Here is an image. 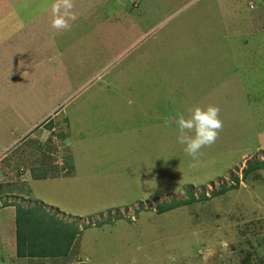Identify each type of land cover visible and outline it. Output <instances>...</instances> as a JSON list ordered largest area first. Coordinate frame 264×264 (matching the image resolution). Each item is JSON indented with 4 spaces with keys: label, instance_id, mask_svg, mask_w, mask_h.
<instances>
[{
    "label": "rangeland",
    "instance_id": "374dc122",
    "mask_svg": "<svg viewBox=\"0 0 264 264\" xmlns=\"http://www.w3.org/2000/svg\"><path fill=\"white\" fill-rule=\"evenodd\" d=\"M51 1L0 18V211L33 254L0 264H264V0H74L69 32ZM209 104L193 161L165 117Z\"/></svg>",
    "mask_w": 264,
    "mask_h": 264
},
{
    "label": "clouds",
    "instance_id": "9594fccd",
    "mask_svg": "<svg viewBox=\"0 0 264 264\" xmlns=\"http://www.w3.org/2000/svg\"><path fill=\"white\" fill-rule=\"evenodd\" d=\"M74 0H52L51 27L57 32H69L77 19ZM188 115L177 111L175 117H165V126L174 122L177 143L193 161H198L202 149L211 147L223 129L218 105L194 106L187 109Z\"/></svg>",
    "mask_w": 264,
    "mask_h": 264
},
{
    "label": "trees",
    "instance_id": "16d2710c",
    "mask_svg": "<svg viewBox=\"0 0 264 264\" xmlns=\"http://www.w3.org/2000/svg\"><path fill=\"white\" fill-rule=\"evenodd\" d=\"M258 162H255L251 165H248V167L244 170H249L251 169L253 166L257 165ZM245 172V171H244ZM19 209L17 207V214L15 215V221H16V255L17 256H31L33 255L30 251L24 250L23 248H27V246L30 245L32 238H30L29 236H22L23 234L20 233L19 231V224L22 223V221L19 219ZM51 218V217H50ZM42 219V218H41ZM31 222V221H30ZM26 223L23 225V229L26 226ZM32 225H30L29 229L26 230L25 232L32 235L31 233H29V231L31 230V228H34L36 231H38L39 229H37V225L35 226L33 224V222H31ZM29 226V223L27 224ZM44 227L47 226L49 228H51V224L50 223H44L43 225ZM65 226V225H64ZM62 226L59 227H55V228H51L49 229L47 232L48 235V245L47 247L50 248L51 252H47L46 254L49 255H58L60 253L65 254L66 253V249L68 247V244L70 243V240H72V235L74 234V230L70 235H66V228ZM39 228V227H38ZM55 234L54 236H51V234ZM76 233V232H75ZM43 246H45V244H43ZM65 248V249H64ZM64 249V250H62ZM45 253V252H42Z\"/></svg>",
    "mask_w": 264,
    "mask_h": 264
},
{
    "label": "crops",
    "instance_id": "0c3cea01",
    "mask_svg": "<svg viewBox=\"0 0 264 264\" xmlns=\"http://www.w3.org/2000/svg\"><path fill=\"white\" fill-rule=\"evenodd\" d=\"M27 2H31V0H0V18L6 17L10 14L11 15L12 14L17 15V12H16L17 9L21 6H24V4H26ZM15 26H19V25H15ZM71 161H72V167L74 166V168H72L73 170H72V174L70 176L76 177V174H75L76 160L74 158H72ZM50 203H52V202H50ZM12 208L13 207L9 205V206L3 207L2 211H0V214L5 216V217H2V221H0V222H2V223H0V247L4 246V248L6 249L4 251V253L7 254L6 251H8L10 253V254L8 253L10 255V258L12 256L16 259H21L24 256H22V257L16 256V245H15L16 236H15V231H14V228H15V212L11 211ZM8 215H9V217H7ZM6 223H7V227H5V229H3V226ZM5 230L8 233L7 235L4 232ZM1 258L2 257H0V259Z\"/></svg>",
    "mask_w": 264,
    "mask_h": 264
}]
</instances>
